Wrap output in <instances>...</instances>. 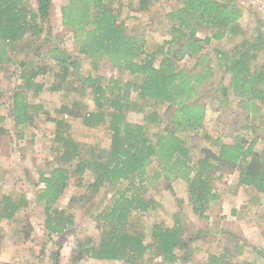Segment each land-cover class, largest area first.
<instances>
[{
    "label": "trees",
    "instance_id": "obj_1",
    "mask_svg": "<svg viewBox=\"0 0 264 264\" xmlns=\"http://www.w3.org/2000/svg\"><path fill=\"white\" fill-rule=\"evenodd\" d=\"M26 1L0 0V74L10 73L16 65L20 69L19 82L10 88L12 94H6L7 88L0 90L7 97L0 102V122L11 124L8 129L0 126V137L8 134L24 140L35 116L50 115L36 101L40 95L62 93L67 81L76 76L93 94L94 108L81 116V128L103 129L110 141L107 148L81 141L71 123L77 112L67 105L55 108L52 149L56 154L39 173L36 185L42 187L36 191V202L43 208V228L59 235L75 225V215L60 210L58 201L72 184L83 190L69 206L88 203L86 213L94 219L100 238L97 242L92 237L78 239V260L192 264L195 251L200 250L196 243L208 233L205 230L186 236V226L177 218L172 225L154 221L147 241L144 219L160 208L159 201L148 193L153 180L162 179L170 189L171 183L183 181L194 214L208 220L213 203L222 196L219 183L224 173L237 172V188L253 194L264 209V61L260 62L264 60V20L256 13H246L238 0H174L178 7L168 14L170 39L149 51L145 40L128 26L122 0L116 8L106 0H66L60 7L61 25L73 34L75 54L56 45L39 52L38 62L19 57L38 42H50L43 31L51 19L53 0ZM158 1L140 0L139 10L148 11ZM245 13L256 21L248 36L240 22ZM201 31L208 35L199 38ZM224 39L232 44L228 49L217 46L214 67L202 51ZM186 58L195 60L193 66L184 65ZM86 59L93 60L95 67L106 59L116 77L89 74L82 78ZM215 71L221 103L231 106L237 102L245 108L244 132L250 123H258L261 131L253 139L236 134L227 142L205 129V91L200 90L214 82ZM129 113L142 116V121L130 120ZM154 127L157 131L151 132ZM199 135L205 144L193 160L192 147L186 141ZM152 163L157 166L151 170L153 174ZM100 193L103 197L96 200ZM29 206L23 190L0 192V243L5 235L2 223H15ZM231 213L244 218L237 208ZM30 231L31 226L25 225L24 242L30 239ZM236 240L220 254L209 252L205 264H257L233 262L248 247ZM254 251L264 261V244Z\"/></svg>",
    "mask_w": 264,
    "mask_h": 264
},
{
    "label": "rangeland",
    "instance_id": "obj_2",
    "mask_svg": "<svg viewBox=\"0 0 264 264\" xmlns=\"http://www.w3.org/2000/svg\"><path fill=\"white\" fill-rule=\"evenodd\" d=\"M122 1L125 8L124 15L128 16V26L145 40L149 51H155L165 40L170 39L167 33L170 27L168 14L178 7L174 0L155 2L145 12L139 10L140 0ZM26 2L27 4L30 3L28 0ZM65 2L66 0H53L51 19L49 24L45 25L43 31L44 37L50 42H38L33 50L29 51L27 55L19 57V59L29 61L35 58L37 60L36 57L39 52L45 53L48 48L56 45L75 54L73 34L60 23V7ZM106 2L116 8L119 0H106ZM240 22L246 36L256 26V21L249 15H245ZM207 35L206 31H201L198 36L204 38ZM237 40L240 41L241 39L238 38ZM212 44V46H205L202 53L208 54L207 63L216 67L217 62L214 55L217 46L228 49L232 41L224 39L221 42H213ZM37 61L40 62L41 60L38 59ZM48 61L50 64H55L52 60ZM263 61L261 59L260 62ZM183 62L185 66L190 67L193 66L195 60L186 58ZM19 72V66L16 65L11 67L10 73L0 74V90L7 88L8 93L6 94L8 96L12 94L10 88L19 82ZM89 74H101L106 79L116 77L115 69L106 59L100 60L97 67L93 66V60L86 59L82 65L81 76L83 78ZM218 78L219 74L215 71L212 78L214 82L202 87L200 90L203 93L205 91L203 94V101L206 104L205 129L215 136L217 134L222 135L227 142H230L236 134H245L247 138L253 139L257 132L261 131L258 123H250V128L244 132L242 126L245 123V108L238 105L237 102H232L231 106H224L221 103L215 88V86L217 87ZM67 82V86L62 93L52 94L45 91L36 100L45 105L50 115L35 116L24 140L17 141L8 134L0 137V192L9 193L12 190L16 192L23 190L27 194L30 205L28 209L18 214L15 223L8 221L2 223L5 235L0 243V264H122L121 262L97 261L86 258L78 260L80 254L77 252V240L92 237L97 242L100 233L96 229L94 219L86 213V208L89 207L88 203L83 202L85 205L73 204V208L69 206L73 197L77 198L83 193L82 189L74 187L73 184L64 191L57 205L60 210L74 213L75 225L59 235L51 234L43 228V208L36 202V191L42 185L38 186L36 184L39 183L40 171L47 169L45 162L56 154L52 149H55V145L52 143V131L54 130L56 118L55 108L67 105L77 112V118L72 119L71 123L72 127L78 130L76 133L81 141L96 144L102 148H107L110 144L108 135L103 129L89 131L87 128H81V116L94 108L92 89L83 85L80 77H72ZM48 85L47 87H49ZM2 93L4 94V92ZM4 98L7 97L0 95V102ZM128 118L134 122L142 121V116L131 113L128 114ZM1 125H4L7 129L11 126L7 122H0ZM155 131H157V127L151 128V132ZM199 137L200 135L198 138L186 141L188 146L192 147L191 157L193 160L201 155V147L205 144ZM262 144L260 141L259 149L263 147ZM156 168V164L152 163L150 173L153 174L151 170H156ZM224 174L226 183H224L225 177L219 183V191L222 196L218 202L213 203L208 213V220L201 219L194 214L187 199V185L183 181L171 183L172 189H170L162 179L153 180L148 193L154 195L156 200L159 201L160 208L157 212L149 213L150 215L146 214L144 219L143 225L147 232V241L150 239L152 222L172 225L177 218L186 226V236L195 234L199 229L208 232L204 240L199 239V242L196 243L200 250L195 251L192 264H205L209 252L216 255L220 254L225 247H232L238 238L242 243L246 242L248 247L241 256L233 259V262L250 260L257 264H264V261L254 251V248L262 247L264 244L260 225L264 209L260 206L259 201L257 202L252 197L253 194H248L251 201L247 202V198H245L247 196L243 195V190L235 186L234 173ZM103 194L100 193L96 200H100ZM233 208H237L244 218L234 219L231 213ZM243 219L248 220V222L246 224L245 222L243 224L239 223ZM25 225L31 226L32 229L30 239L26 242H24L25 237L22 232ZM237 230L241 234H238ZM156 261H160V259L158 258Z\"/></svg>",
    "mask_w": 264,
    "mask_h": 264
},
{
    "label": "built area",
    "instance_id": "obj_3",
    "mask_svg": "<svg viewBox=\"0 0 264 264\" xmlns=\"http://www.w3.org/2000/svg\"><path fill=\"white\" fill-rule=\"evenodd\" d=\"M238 4L246 13L252 11L264 20V0H238Z\"/></svg>",
    "mask_w": 264,
    "mask_h": 264
},
{
    "label": "crops",
    "instance_id": "obj_4",
    "mask_svg": "<svg viewBox=\"0 0 264 264\" xmlns=\"http://www.w3.org/2000/svg\"><path fill=\"white\" fill-rule=\"evenodd\" d=\"M60 23H61V21H60ZM233 177H234V179H235V186H236V188H237V186L239 185L238 184V173H234V175H233ZM224 183H226V177H225V181H224ZM240 190H243V192H244V194L243 195H245V196H247V197H245V198H247V202H249V201H251V198H249V196H248V193H247V191H245L243 188H239ZM244 197V196H243ZM236 198V197H235ZM244 199V198H243ZM260 202V201H259ZM244 215H246V214H244ZM233 217H234V219H237V217H235L234 215H232ZM247 219V218H246ZM246 219H243V220H240L239 221V223H242L243 224V222H245V224L248 222V220H246ZM250 220V219H249ZM238 234H241V232L239 231V230H237L236 231Z\"/></svg>",
    "mask_w": 264,
    "mask_h": 264
}]
</instances>
